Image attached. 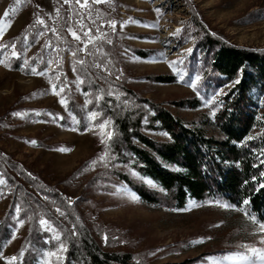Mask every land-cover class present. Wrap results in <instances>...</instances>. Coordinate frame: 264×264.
<instances>
[{
	"label": "rangeland",
	"instance_id": "374dc122",
	"mask_svg": "<svg viewBox=\"0 0 264 264\" xmlns=\"http://www.w3.org/2000/svg\"><path fill=\"white\" fill-rule=\"evenodd\" d=\"M26 1L8 2L0 21V39L16 36L35 16L58 37L56 28L66 17L62 28L66 38L78 45V56L92 60L87 47L98 42L95 54L103 57L107 67L106 71L98 67L100 72L188 125H198L205 117L213 120L231 86L212 70L214 50L205 46L204 32L217 33L236 46L264 48V0H52L45 12L31 2L36 9L32 11ZM22 8L26 12L16 14ZM16 18L20 26L12 24ZM6 25L12 26L7 33L3 32ZM38 47L24 51L25 59ZM0 50H4L0 61V152L20 164L30 177H40L73 195V202L84 193L86 200L79 208L86 223L106 230L109 234L103 235L110 237L116 250L134 253L146 264H264V227L237 208L194 201L180 210L150 208L118 182L91 186L84 192L82 183L91 177L92 167H85L71 187L65 186L77 168L92 156L101 157L105 131L102 127L85 132L73 128L77 122L60 98L62 88L55 87L60 78L50 73L53 63L26 75L11 66L10 60L17 56L12 46H0ZM72 56V52L66 55L62 75L78 100L79 81ZM164 76L172 80H156ZM110 95L121 96L113 90ZM176 102L185 106L176 107ZM53 113L58 119L66 117L71 125L50 122ZM144 134L157 142L168 140L163 131L144 130ZM8 202L7 197L0 198V218ZM26 232L27 225L17 226L0 254V264L14 260Z\"/></svg>",
	"mask_w": 264,
	"mask_h": 264
},
{
	"label": "trees",
	"instance_id": "16d2710c",
	"mask_svg": "<svg viewBox=\"0 0 264 264\" xmlns=\"http://www.w3.org/2000/svg\"><path fill=\"white\" fill-rule=\"evenodd\" d=\"M32 9L36 12L34 6ZM60 22L56 28L60 35L56 37L35 16L0 46L15 49L17 56L10 60L11 66L26 75L53 63L50 73L60 78L55 87L62 88L60 98L77 122L73 128L85 132L102 127L105 131L101 157L92 156L77 168L65 186L71 187L85 167H92L91 177L82 183L84 192L91 186L118 182L150 208L180 210L190 201L220 203L237 208L264 227V48L236 46L217 33L203 31L205 46L214 50L212 70L231 86L213 120L205 117L198 125H188L100 72L98 67L105 71L107 67L103 57L95 54L98 42L87 47L92 60L78 56V45L66 38L62 28L67 18ZM37 44L38 51L25 59L23 52ZM68 52L73 54L71 65L79 81L77 101L62 75ZM3 53L0 50V60ZM156 80L172 79L164 76ZM108 90L116 91L120 98L112 97ZM174 104L185 106L184 102ZM50 122L71 125L66 117L58 119L56 113ZM144 130L163 131L168 140L157 142ZM72 196L40 177H30L20 164L10 162L0 152V198L9 199L0 218V254L17 226L25 224L27 232L10 264H146L140 263L134 253L116 250L106 230L88 225L79 208L85 194L74 202Z\"/></svg>",
	"mask_w": 264,
	"mask_h": 264
},
{
	"label": "crops",
	"instance_id": "0c3cea01",
	"mask_svg": "<svg viewBox=\"0 0 264 264\" xmlns=\"http://www.w3.org/2000/svg\"><path fill=\"white\" fill-rule=\"evenodd\" d=\"M22 1H24V0H20V1H17V2H22ZM54 1L55 0H53V2ZM8 2H16V1L0 0V21L6 15V12L8 10L7 9L8 8ZM26 2L31 4V10H32V5L33 4H34L35 7L42 8V10H44V12H45V8H51L52 7V0H40V1L27 0ZM31 2H33V4ZM20 6H22V4ZM23 12H26V11L23 10V8H22V10L20 12H17L16 14L19 15L20 13H23ZM19 21H20V19L16 18V20L14 22H12V24L14 23L16 26H18V25L20 26ZM11 27H12L11 25H6L5 27H3V32H5V33L9 32ZM21 29H22V27L20 28V30ZM9 37H10V35H6L2 39H0V43L5 41L6 38H9Z\"/></svg>",
	"mask_w": 264,
	"mask_h": 264
},
{
	"label": "built area",
	"instance_id": "2783aa9c",
	"mask_svg": "<svg viewBox=\"0 0 264 264\" xmlns=\"http://www.w3.org/2000/svg\"><path fill=\"white\" fill-rule=\"evenodd\" d=\"M9 1H20V0H9Z\"/></svg>",
	"mask_w": 264,
	"mask_h": 264
}]
</instances>
